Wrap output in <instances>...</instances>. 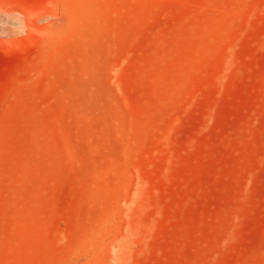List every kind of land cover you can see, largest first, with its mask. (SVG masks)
<instances>
[{
	"label": "rangeland",
	"instance_id": "obj_1",
	"mask_svg": "<svg viewBox=\"0 0 264 264\" xmlns=\"http://www.w3.org/2000/svg\"><path fill=\"white\" fill-rule=\"evenodd\" d=\"M0 264H264V0H0Z\"/></svg>",
	"mask_w": 264,
	"mask_h": 264
}]
</instances>
